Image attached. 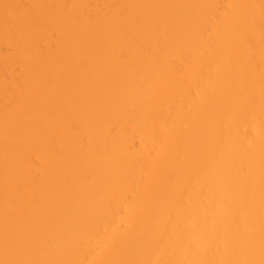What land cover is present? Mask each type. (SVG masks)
<instances>
[{
    "label": "bare ground",
    "instance_id": "6f19581e",
    "mask_svg": "<svg viewBox=\"0 0 264 264\" xmlns=\"http://www.w3.org/2000/svg\"><path fill=\"white\" fill-rule=\"evenodd\" d=\"M0 264H264V0H0Z\"/></svg>",
    "mask_w": 264,
    "mask_h": 264
}]
</instances>
